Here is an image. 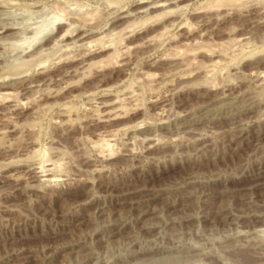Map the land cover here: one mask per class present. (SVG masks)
I'll return each instance as SVG.
<instances>
[{
  "label": "rangeland",
  "instance_id": "rangeland-1",
  "mask_svg": "<svg viewBox=\"0 0 264 264\" xmlns=\"http://www.w3.org/2000/svg\"><path fill=\"white\" fill-rule=\"evenodd\" d=\"M0 264H264V0H0Z\"/></svg>",
  "mask_w": 264,
  "mask_h": 264
},
{
  "label": "bare ground",
  "instance_id": "bare-ground-1",
  "mask_svg": "<svg viewBox=\"0 0 264 264\" xmlns=\"http://www.w3.org/2000/svg\"><path fill=\"white\" fill-rule=\"evenodd\" d=\"M218 1V0H217ZM3 30V29H2ZM117 52V51H116ZM10 98V97H9ZM109 141V140H108ZM104 144H105V146L107 147V148H105V149H108V147L110 148V143L109 142H104ZM104 144H101V145H104ZM104 146V147H105ZM113 146V145H112ZM100 149H103V148H100ZM111 149V148H110ZM104 150V149H103ZM109 150V149H108ZM102 151V150H101ZM101 151H100V153H101ZM109 153L111 152V151H108ZM107 152V153H108ZM105 157V156H104ZM44 162V161H43ZM41 163V162H40ZM53 163V162H52ZM45 164V163H44ZM53 165V164H52ZM40 165H38V167H39ZM58 166V165H57ZM54 167V166H53ZM52 167L50 166V168L49 167H47V166H43L42 165V167H40L39 168V170H37L36 171V173L38 174V175H43V173H45L46 171H47V173H48V171L49 170H52L51 169ZM60 168V167H59ZM58 168V169H59ZM54 169V168H53ZM53 171V170H52ZM61 172V171H60ZM35 173V172H34ZM50 173V172H49ZM20 175V174H19ZM30 176V175H29Z\"/></svg>",
  "mask_w": 264,
  "mask_h": 264
}]
</instances>
